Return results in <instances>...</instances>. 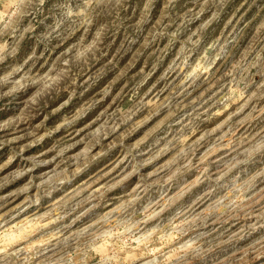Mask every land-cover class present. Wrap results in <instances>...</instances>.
<instances>
[{"label": "rangeland", "instance_id": "obj_1", "mask_svg": "<svg viewBox=\"0 0 264 264\" xmlns=\"http://www.w3.org/2000/svg\"><path fill=\"white\" fill-rule=\"evenodd\" d=\"M0 264H264V0H0Z\"/></svg>", "mask_w": 264, "mask_h": 264}, {"label": "bare ground", "instance_id": "obj_2", "mask_svg": "<svg viewBox=\"0 0 264 264\" xmlns=\"http://www.w3.org/2000/svg\"><path fill=\"white\" fill-rule=\"evenodd\" d=\"M223 167V166H222ZM231 167V166H230ZM187 190V189H186ZM72 196V195H71ZM246 208V207H245ZM181 216V215H180ZM253 218V217H252ZM258 254V253H257Z\"/></svg>", "mask_w": 264, "mask_h": 264}]
</instances>
